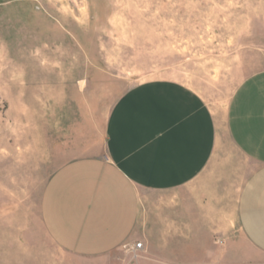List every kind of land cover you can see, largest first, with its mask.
<instances>
[{"label":"rangeland","instance_id":"obj_1","mask_svg":"<svg viewBox=\"0 0 264 264\" xmlns=\"http://www.w3.org/2000/svg\"><path fill=\"white\" fill-rule=\"evenodd\" d=\"M261 69L264 0H0V264H43L41 248L54 250L39 218L47 180L95 154L114 101L149 80L184 82L213 111L220 202L144 194L140 261L122 245L117 261L79 264H264L236 221L252 166L225 127L234 89Z\"/></svg>","mask_w":264,"mask_h":264},{"label":"crops","instance_id":"obj_2","mask_svg":"<svg viewBox=\"0 0 264 264\" xmlns=\"http://www.w3.org/2000/svg\"><path fill=\"white\" fill-rule=\"evenodd\" d=\"M225 127L252 166L236 195V221L247 243L264 254V69L236 86ZM222 152L214 113L188 84L130 85L107 113L97 152L66 161L47 180L39 218L54 250L41 248L38 261H117L116 251L138 240L147 193L175 192L183 207L190 200L220 202ZM142 251L144 243L135 261Z\"/></svg>","mask_w":264,"mask_h":264},{"label":"built area","instance_id":"obj_3","mask_svg":"<svg viewBox=\"0 0 264 264\" xmlns=\"http://www.w3.org/2000/svg\"><path fill=\"white\" fill-rule=\"evenodd\" d=\"M123 248L127 251L135 252L137 250H141L143 248V243L141 241L136 242H126L123 244Z\"/></svg>","mask_w":264,"mask_h":264}]
</instances>
